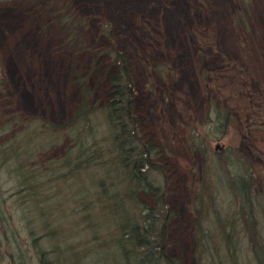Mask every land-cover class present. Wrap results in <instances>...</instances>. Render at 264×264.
I'll return each instance as SVG.
<instances>
[{
  "label": "rangeland",
  "instance_id": "obj_1",
  "mask_svg": "<svg viewBox=\"0 0 264 264\" xmlns=\"http://www.w3.org/2000/svg\"><path fill=\"white\" fill-rule=\"evenodd\" d=\"M112 46L130 57L137 137L158 149L148 172L165 193V253L198 264L204 189L222 220L247 206L241 182L264 200V0H0V264H43L42 253L47 264L125 263L97 198L129 179L118 153L85 161L109 146L105 115L72 122L71 68L100 107ZM214 211L205 228H216Z\"/></svg>",
  "mask_w": 264,
  "mask_h": 264
},
{
  "label": "trees",
  "instance_id": "obj_2",
  "mask_svg": "<svg viewBox=\"0 0 264 264\" xmlns=\"http://www.w3.org/2000/svg\"><path fill=\"white\" fill-rule=\"evenodd\" d=\"M68 17L64 16L65 20ZM110 52L111 57L106 61L109 67L107 66L104 70L110 83L100 107L95 106V108L90 103L93 90L88 85L86 77L74 66L71 68V74L75 75L73 80L78 83L80 91L72 122L84 119L85 116L88 118L89 114L99 109L105 115L109 132V146L98 148V143L93 145L85 161L89 162L90 158L97 159V161L103 158L99 164H104L103 161L107 155L111 158L112 155L118 153L114 159L117 158L122 171L129 179V182L123 185L124 189L118 191L121 192L120 194L118 192L109 194L108 187L102 185L104 193L99 192L97 198L98 203L101 204L100 211L116 223L118 237L115 242L119 247L120 255L125 260L124 264L129 262L134 264H183L177 257L167 255L162 248L168 232L167 224L165 225L167 221H164L168 218L167 214L163 216L160 214V211L166 207L165 193L160 185L151 180L148 172L155 165L153 158L158 153V149L153 142L138 138L136 134L135 76L131 68L130 57L114 46ZM94 62L97 63L98 59ZM103 67L102 64V69ZM132 140L133 143L130 145ZM243 185L242 182L238 184V189L240 188L241 196L246 200L249 199V202L247 206H241L240 210L233 211L234 220L229 219L228 213V218L222 220L217 203L216 205L214 202L204 203L205 189L203 194L197 195L195 208L197 220L199 217L201 220L200 223L198 220L197 229L195 227L198 264H211L210 260L212 264H242L240 255L249 259L253 264H264V237L260 235L262 218L258 217L257 212V204L264 209V200L256 199L258 194H256L255 185L249 188L245 183ZM142 189L150 191L156 197L153 205H146L140 199L138 192ZM262 193L264 195V192ZM198 202L200 207L197 205ZM211 208L215 210L213 224L216 228L211 225L205 228L203 219L205 217L207 220ZM235 236L240 237V240L242 237H247V245H243L240 240L236 243ZM245 252H247V257ZM39 257L43 264L48 263L43 253Z\"/></svg>",
  "mask_w": 264,
  "mask_h": 264
}]
</instances>
